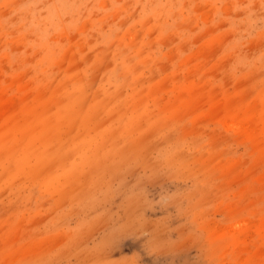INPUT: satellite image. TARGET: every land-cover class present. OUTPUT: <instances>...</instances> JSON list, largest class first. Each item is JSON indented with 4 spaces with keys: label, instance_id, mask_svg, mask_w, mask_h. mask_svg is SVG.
I'll return each mask as SVG.
<instances>
[{
    "label": "rangeland",
    "instance_id": "374dc122",
    "mask_svg": "<svg viewBox=\"0 0 264 264\" xmlns=\"http://www.w3.org/2000/svg\"><path fill=\"white\" fill-rule=\"evenodd\" d=\"M0 264H264V0H0Z\"/></svg>",
    "mask_w": 264,
    "mask_h": 264
}]
</instances>
